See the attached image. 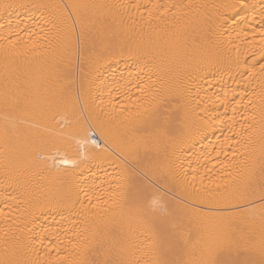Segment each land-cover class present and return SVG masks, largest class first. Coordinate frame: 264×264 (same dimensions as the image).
Wrapping results in <instances>:
<instances>
[{"label": "snow or ice", "instance_id": "obj_1", "mask_svg": "<svg viewBox=\"0 0 264 264\" xmlns=\"http://www.w3.org/2000/svg\"><path fill=\"white\" fill-rule=\"evenodd\" d=\"M0 6L14 7L7 3ZM31 7L38 13L28 21L17 22L15 27L0 24V79L6 110L0 217L11 219L13 210L28 216L37 206L33 202L38 194L10 171L8 152L19 144L38 164L57 172L61 171L59 164L76 165L77 158L107 164L111 172L105 182L112 200L102 207L100 203L92 205L89 197V205L97 210L87 214L94 217L91 228L80 231L72 214L77 196L68 209L69 226L57 228L56 243L49 242L42 259L30 258L28 244L11 225L0 229V264H264V105L258 120L254 114L250 117L253 123L247 125L250 131L244 133V140L236 141L239 147L233 149V159L219 160L221 153L213 147L200 155L192 153L195 167L189 163L185 168L182 162L177 167L183 155L176 151L177 146L191 152L195 136L204 128L193 123L194 133L176 136L181 105L174 84L181 85V96L185 91L190 96L195 80L187 67L183 71L173 67L175 53L150 40L135 39L137 30L143 34L154 20L169 15L186 19L192 9L215 6L161 4L158 0L107 4L47 0ZM249 7L252 16L245 15L244 21L246 26L253 25L254 32L259 31V43L252 42L259 52L251 53V62H241L237 47L235 66L243 63L252 69L258 61L264 72V0L259 13L255 5L241 0L242 11ZM256 15L259 29L255 28ZM227 19L239 27L235 17ZM206 23L205 39L210 34L223 36L219 18L208 16ZM197 43L194 38L193 44ZM219 44L231 63V41L225 45L220 40ZM117 55L125 60L126 69L100 82L96 75L99 65ZM36 63L54 69L58 83L55 89L45 88L43 95L39 88L32 90L29 68ZM37 104L36 122L7 115L9 110L26 114L30 107L37 109ZM113 129L121 131L113 136ZM86 144L96 149L89 156L83 153ZM161 156L163 162L154 164ZM49 160L53 163L48 164ZM217 165L219 180L215 179ZM62 171L68 175L72 170ZM5 209H9L7 215ZM125 209L143 226L142 235L147 234L139 247L129 248L120 242L116 217ZM61 232L65 236L72 233L75 239H63Z\"/></svg>", "mask_w": 264, "mask_h": 264}, {"label": "bare ground", "instance_id": "obj_2", "mask_svg": "<svg viewBox=\"0 0 264 264\" xmlns=\"http://www.w3.org/2000/svg\"><path fill=\"white\" fill-rule=\"evenodd\" d=\"M43 2H47V0H0V5L5 3L14 5L7 9L0 6V24L11 23L15 27L17 22L28 21L30 17L38 13V10L31 6ZM84 2L97 4L136 3V0H84ZM158 2L161 4L191 2L215 6L207 9H192L186 19L177 20L169 15L163 20H154L152 26L146 27L143 34H139L137 30L135 35L137 41L143 39L148 42L150 40L153 44L175 53L176 63L173 67L180 71L187 67L195 80L190 96L186 91L181 96L179 92L181 85L174 84L178 90L176 99L181 105L180 120L176 124V136L181 137L188 132L194 133L195 129L191 127L193 123L204 128V131L195 136L196 144L191 152L177 146L176 151L183 152L177 162V167L181 162L185 168L189 166V163L195 167L196 157L192 153L200 155L202 152L211 151L213 147L221 153L219 160L233 159L232 151L239 147L236 141L244 140V133L250 131L247 125L253 123L250 117L254 114L258 120L261 106L264 105V72L261 71L259 62L257 61L256 67L252 69L243 63L239 68L235 66L237 47L241 52V62L245 59L251 62V53L259 52L258 47H252L253 41L256 44L259 43V31L254 32L253 25L246 26L244 21L245 15L252 16L253 9L249 7L242 11L241 0H158ZM246 2L249 6L255 5V12L259 13L261 0H246ZM228 5H236V7L229 8ZM237 12H241V15L237 16ZM208 16L219 18L220 23L224 25L219 29L224 33L222 37L210 34L209 38H204L208 29L206 23ZM228 17H235L239 27L232 20H228ZM255 20L257 21L255 28L259 29V15H256ZM194 38L198 41L197 44H193ZM24 39L28 40L27 35L24 36ZM220 40L225 45L231 41V63L222 54ZM127 66L131 67L132 62L128 61ZM113 69H116L115 73ZM125 69V60L117 55L115 58H105L99 65L96 75L99 76L100 82H103L111 80L114 74L118 76L120 71ZM29 71L33 92L39 88L40 94L43 95L45 88L52 90L58 87L54 69L36 63L29 68ZM250 72L251 74H249ZM2 74L3 63L0 62V77ZM125 75H127L126 71ZM77 88H79V68H77ZM134 95L137 94L134 93ZM36 99L38 101L39 97L37 96ZM119 99L116 97V100ZM38 107L39 104H37V109L30 107L29 112L23 115L9 110L7 115L10 119H32L33 122H36ZM173 107L175 108V106ZM185 113H187L186 116ZM5 116L6 110L2 103V79H0V178H2L5 164L2 140L6 124ZM245 117H249V119L246 120ZM119 131L121 130L113 129L112 135H118ZM226 137L229 139L226 140ZM97 139H99L98 136ZM169 150L171 151V149ZM95 151L96 149H92L90 144H86L83 149L84 156H89ZM224 152H228L229 155L225 157ZM212 155L215 156V152ZM8 162L12 174L26 182L38 194L39 198L33 202L37 206L28 216H20L13 210L11 219L0 217V229H7L11 225L16 235L28 244V255L31 259L44 258L49 242L56 243L57 228L60 225L69 226L68 209L71 208V202L77 200V196L79 200L76 202L72 214L73 219L79 221L78 230L80 231L91 228L94 217L87 214L97 210L89 205V197H91L92 205L100 203L102 207H105L111 204L112 196L108 190V184L105 182L106 174L111 172L107 164H101L98 161L81 162L77 158L76 165L59 164L61 171L57 172L54 168L49 170L43 163L38 164L34 161L28 155V150L24 148L23 144L14 145L8 152ZM160 162H163L162 156L160 161L153 163ZM52 163L51 160L48 161V164ZM63 169L72 171L65 175ZM216 173L215 179L219 180L221 177L219 165H217ZM61 181H67V183L61 184ZM197 183H199V178H197ZM101 184L102 187H97ZM69 195L71 200L67 199ZM105 201L108 203L105 204ZM81 202L83 207H81ZM9 203L15 202L9 201ZM2 207L3 201L0 199V208ZM8 212L9 209H5L6 215ZM60 213L65 215L62 217ZM13 220L16 223H13ZM116 220L122 244L129 248H135L139 247L141 241L147 238L146 233L142 235L143 226L138 222L135 214L130 213L128 209H125L122 215L117 216ZM60 235L66 240L75 239L72 233L65 236L61 232ZM0 236H3V232H0Z\"/></svg>", "mask_w": 264, "mask_h": 264}]
</instances>
